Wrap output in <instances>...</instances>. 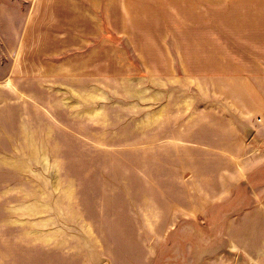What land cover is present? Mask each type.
I'll return each mask as SVG.
<instances>
[{
  "label": "rangeland",
  "instance_id": "374dc122",
  "mask_svg": "<svg viewBox=\"0 0 264 264\" xmlns=\"http://www.w3.org/2000/svg\"><path fill=\"white\" fill-rule=\"evenodd\" d=\"M262 159L264 0H0V264H264Z\"/></svg>",
  "mask_w": 264,
  "mask_h": 264
},
{
  "label": "crops",
  "instance_id": "0c3cea01",
  "mask_svg": "<svg viewBox=\"0 0 264 264\" xmlns=\"http://www.w3.org/2000/svg\"><path fill=\"white\" fill-rule=\"evenodd\" d=\"M248 111H249L248 113H256V111H257V107L254 108V109H249ZM242 112H245V111H242ZM263 161H264V159H262V161H260V162H263ZM228 168L232 169V168H234V167L231 166V167H228Z\"/></svg>",
  "mask_w": 264,
  "mask_h": 264
}]
</instances>
